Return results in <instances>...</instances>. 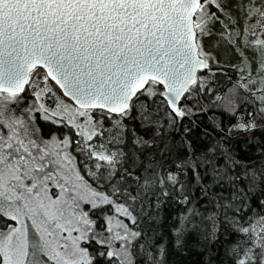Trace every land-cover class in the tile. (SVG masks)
<instances>
[{
	"label": "snow or ice",
	"instance_id": "1",
	"mask_svg": "<svg viewBox=\"0 0 264 264\" xmlns=\"http://www.w3.org/2000/svg\"><path fill=\"white\" fill-rule=\"evenodd\" d=\"M0 264H264V0H0Z\"/></svg>",
	"mask_w": 264,
	"mask_h": 264
}]
</instances>
